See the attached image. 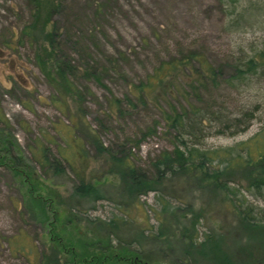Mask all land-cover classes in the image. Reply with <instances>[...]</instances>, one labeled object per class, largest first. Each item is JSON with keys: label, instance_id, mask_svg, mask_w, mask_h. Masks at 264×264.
<instances>
[{"label": "rangeland", "instance_id": "rangeland-1", "mask_svg": "<svg viewBox=\"0 0 264 264\" xmlns=\"http://www.w3.org/2000/svg\"><path fill=\"white\" fill-rule=\"evenodd\" d=\"M57 2L59 6L52 17L56 42L61 55L78 66L75 83L84 91L80 107L77 102L68 101V105L72 111L80 108L104 147L117 154L122 150L136 167L151 173L150 161L161 151L172 149V133L164 121V114L170 108L180 109L196 103L221 113L224 119L221 124L213 123L202 138L210 148L246 141L264 124V78L252 80L248 85L208 86L198 95L186 85L190 72L184 71L177 83L181 87L177 85L179 92L151 95L144 101L128 95L131 84L144 81L160 61L191 51L223 67L226 77L237 55L249 50L248 43L258 48L264 46V12L256 16V10L253 13L250 8L264 0L240 1L238 10L247 9L243 12L245 17L257 22L254 28L245 30L234 27L227 5L220 0ZM32 6V0H0V105L21 154L42 176L43 186L53 191L60 216L67 214L70 206L88 209L80 215L78 226L93 231L95 224L85 219L127 217L109 199L72 200L77 176L82 172L105 195H108L106 190L114 191L118 180L105 174L108 168L105 157L93 145H83L79 140L83 151L77 156L64 143L65 137L81 138L82 134L67 132L68 116L52 103L54 90L35 64L34 46L20 37L22 27L31 19ZM87 66H93L99 80L84 73ZM113 98L121 100L118 108L112 106ZM246 109H255L253 119L247 120ZM237 118L247 124L241 131L238 129L244 125L234 127ZM225 124L232 126L226 128ZM39 147L46 148L49 158L60 159V152L69 155L72 168L64 160H61L65 169L62 175L40 167L36 161L41 153ZM185 196L187 201L194 202V208L206 201L199 192ZM247 197L256 209L264 210L262 197L253 194ZM26 203L24 187L9 169L0 166V264L37 262L48 247V228L27 210ZM91 206L95 208L89 209ZM150 206H157L154 192L141 196L137 206L127 210L129 215H135L131 226L157 225ZM143 211L148 214V222L143 219ZM204 228L200 227V231ZM133 235L134 231H130L125 238Z\"/></svg>", "mask_w": 264, "mask_h": 264}, {"label": "trees", "instance_id": "trees-1", "mask_svg": "<svg viewBox=\"0 0 264 264\" xmlns=\"http://www.w3.org/2000/svg\"><path fill=\"white\" fill-rule=\"evenodd\" d=\"M240 1L220 0L227 5L235 28H254L257 22L243 13L247 9L238 10ZM32 2L31 19L22 27L20 37L34 46L35 64L54 90L52 103L68 116L67 132L82 134L81 138L65 137L64 143L75 150L73 153H78L77 156L83 151L79 140L83 145H93L97 153L105 157L108 165L105 174L118 180L114 191L106 190L108 195H105L81 172L71 199L77 202L109 199L127 218L113 215L109 220L85 219L95 224V230L91 231L78 226L80 215L86 214L88 209L70 206L67 214L60 216L53 191L43 186L42 176L21 154L0 105V166L9 169L19 180L25 190L27 210L48 228L47 249L37 262L29 264H264V210L256 209L247 197L253 194L264 199V124L246 141L210 148L204 145L202 138L213 123L221 124L223 115L196 103L180 109L170 108L164 114V121L166 129L172 133V149L161 151L150 161L151 173L136 167L122 150L117 154L103 146L80 108L72 111L69 107L68 101L77 102L80 107L84 91L75 83L78 66L61 55L56 42L52 17L59 2ZM262 4L250 5L253 13L256 10V16L264 12ZM248 45L249 50L237 55L226 77L223 67L191 51L160 61L144 81L131 84L128 95L144 101L151 95L179 92L177 83L184 71L190 72L186 85L198 95L208 86L218 88L226 83L234 87L259 81L264 78V46ZM93 69L87 66L84 73L99 80ZM112 101V106L118 108L121 100L113 98ZM255 109L245 110L247 120L254 118ZM244 115L241 114L243 118ZM235 121L234 127L245 124L238 118ZM245 127L247 124L238 131ZM39 149L41 153L36 161L40 167L62 175L65 169L61 160H64L72 168L69 155L60 152V159L49 158L46 148ZM150 192L155 193L157 206L149 209L157 225L131 226L135 215L130 214L131 217L127 210L137 206L140 197ZM194 192L206 199L198 208L185 196ZM112 195L115 197H110ZM142 214L148 222L147 212ZM200 227L205 228L200 231ZM130 231H134V235L126 239L125 234Z\"/></svg>", "mask_w": 264, "mask_h": 264}]
</instances>
